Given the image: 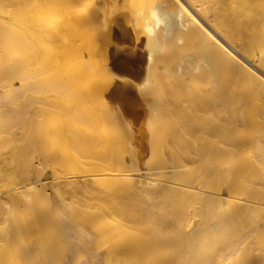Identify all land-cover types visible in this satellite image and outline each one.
I'll return each instance as SVG.
<instances>
[{
    "label": "bare ground",
    "instance_id": "1",
    "mask_svg": "<svg viewBox=\"0 0 264 264\" xmlns=\"http://www.w3.org/2000/svg\"><path fill=\"white\" fill-rule=\"evenodd\" d=\"M44 143L56 177L91 174L37 180ZM8 248L264 264V0H0V264Z\"/></svg>",
    "mask_w": 264,
    "mask_h": 264
},
{
    "label": "rangeland",
    "instance_id": "2",
    "mask_svg": "<svg viewBox=\"0 0 264 264\" xmlns=\"http://www.w3.org/2000/svg\"><path fill=\"white\" fill-rule=\"evenodd\" d=\"M65 34H66V35L68 34L67 36L72 35L71 33L69 34L68 32L65 33ZM69 37H70V36H69ZM55 45H56V44H55ZM53 47L55 48V46H53ZM57 47H58V45H56V48H57ZM54 48H53V50H55ZM57 49H58V48H57ZM58 50H59V49H58ZM58 50H57V51H58ZM59 51H60V50H59ZM57 53H58V52H57ZM243 63H245V62H244V61L241 62L242 65H243ZM245 64H246V63H245ZM135 120H137V122H135ZM135 120H133V123H134V124H138V123H139V119H135ZM115 128H116V127H115ZM115 128H112V131H117V130H115ZM113 129H114V130H113ZM116 129H119V128L117 127ZM27 134H28V133H26L25 135L27 136ZM25 135H23V138H24V139L27 138L26 140H29V141L32 140V139L35 140L36 138H37L36 140L39 141V139L42 138V137H41V138H38L37 135H35L36 137H34V135H33L34 138H31V137H32V134H31V135L29 134L30 136L28 135V137H29V139H28V137H26ZM25 137H26V138H25ZM39 137H40V136H39ZM20 138H22V137H20ZM23 138H22V139H23ZM17 140L20 141L21 139H17ZM42 140H43V139H42ZM42 140H40V141H42ZM2 144H3V145H2ZM1 145H2V146H5L4 143H1ZM43 145H44V146H43ZM43 145L41 144L42 147L39 146L41 149H39V147H38V149H37L36 151H33V152H30V153H29V156H28V157H29V166L31 167L30 170H31L32 172H28V173H34V171H37L38 175L35 173V175L37 176V177H35V178H36V179L38 178L37 180L40 179V180H42V182H50V181L47 180V179H49V178L52 179V178H53V179L55 180V179L58 177L59 173L56 174L57 177H56L55 175H53V173H52V168H53L54 166L56 167L57 165L59 166V164H57V163H58L57 160L55 161L54 159L50 158L51 161H48V167H47L46 164H44L45 161H44V162H43V160L41 161V158H42V157H43V158H46V156H47V153L45 154L46 156H44L43 154L40 155L41 153H40L39 150H43L42 148H43V147H46V144H45V143H44ZM6 146H7V145H6ZM45 149H46V148H45ZM45 149H44V150H45ZM47 149H48V148H47ZM44 150H43V151H44ZM67 150H68V149H67ZM118 150H119V151H123V149H120V148H119ZM43 151H41V152H43ZM35 152H36V153L38 152V153H40V154H39V155H38V154L35 155ZM44 152H45V151H44ZM46 152L49 153V151H46ZM60 152H61V151H60ZM66 152H67V151H66ZM48 155H50V154H48ZM34 156H35V157H34ZM37 156H38V159L36 158ZM40 156H41V157H40ZM49 157H50V156H49ZM35 160L38 161V162H36ZM46 160H49V159L46 158ZM52 160L55 161L56 163L53 162ZM39 161H41L42 163H40ZM51 162H52V165L54 164V166L51 165ZM43 164H44V165H43ZM55 164H56V165H55ZM42 165H43V167H44L43 169H42ZM45 166H46V167H45ZM137 166H138V169H139V170L137 169V171H134V170H133V168H135V167H133L132 169H130L131 167H122V168H120L121 170H120L119 172H120V173H121V172L123 173V172H127V171H129V172H127V173L132 174V175L138 177V176L141 175V172L145 173V172H146V169L148 168L146 165H144V164H142V163H141V164L138 163ZM37 168H38V169H37ZM58 168H60V167H58ZM58 168H57V169H58ZM136 168H137V167H136ZM136 168H135V169H136ZM140 168H141V169H140ZM54 169H55V168H54ZM57 169H56V171H57ZM33 170H34V171H33ZM38 170H39L40 172H39ZM59 170H60V171H64V169H62V168L59 169ZM66 170H67L68 175H67V173H65V174H64L65 178H64V177H63V172H62V173L59 175V177H58V180H59V181H60V180H61V181H65L66 179H67V180H74V178H75V179H82L84 176L87 177V176H88V173L91 174V172H87V174L84 173V174H85V175H84L83 173H82V174L80 173L81 171H77V172H76V170H74V169H72V168H67ZM125 170H127V171H125ZM144 170H145V171H144ZM71 171H72V172H71ZM64 172H65V171H64ZM73 172H75L76 174L73 173ZM28 173H26V175H27V176H30V174H28ZM39 173H40V174H39ZM41 173H42V175H41ZM77 173H78V174H77ZM143 173H142V174H143ZM69 174H71V175H69ZM73 174H74V175H73ZM31 175L35 176L34 174H31ZM52 175L55 176V177H53ZM61 175H62V176H61ZM72 175H73V176H72ZM77 175H78V176H77ZM83 175H84V176H83ZM39 176H41V177H39ZM67 176H68V177H67ZM62 177H63V180H62ZM66 177H67V178H66ZM69 178H70V179H69ZM71 178H72V179H71ZM45 179H46L47 181H46ZM53 179H52V180H53ZM64 179H65V180H64ZM67 180H66V181H67ZM47 189H49V190H47ZM46 190L48 191V193H50V195H49L50 197H51V196L54 197L53 193L51 192L52 190H51V188H50L49 186L46 187ZM218 190H219L220 193H219L218 191H215V192H216V193L218 192V195H220V196H222V195L224 196V195L227 193V189H225V186H221ZM205 193H206V194H209L210 192H205ZM213 194L215 195V193H213ZM216 195H217V194H216ZM52 197H51V198H52ZM40 201H41V203L43 202L42 199H40ZM41 203H40V204H37V205L35 204V205L33 206V208L35 209L38 205H40V206L42 207V204H41ZM41 207H40V208H41ZM36 209H37V208H36ZM38 209H39V207H38ZM20 215H22V213H20ZM46 232H47V234H49V235H52V234L54 233L53 230H46ZM11 244H15V243H11ZM8 249H9V250H8ZM8 249H6L5 251H6V252L11 251L10 248H8ZM20 250H21V249L18 250V253H20ZM11 254L16 255V254H17V251H16V250H15V251L12 250V251L10 252V254L8 255V257L5 258V261H6V262H9V264H11L12 262H16V261L18 260L17 258H15V256H12ZM9 257H10V258H9ZM15 259H16V260H15ZM13 260H14V261H13Z\"/></svg>",
    "mask_w": 264,
    "mask_h": 264
}]
</instances>
